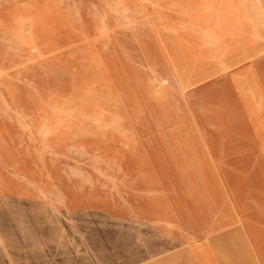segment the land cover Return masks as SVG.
<instances>
[{
	"label": "crops",
	"instance_id": "crops-1",
	"mask_svg": "<svg viewBox=\"0 0 264 264\" xmlns=\"http://www.w3.org/2000/svg\"><path fill=\"white\" fill-rule=\"evenodd\" d=\"M151 5L166 13L176 40L197 47L191 60L264 62V54L254 52L264 46V0ZM256 66L252 74L259 78ZM64 110L0 101L1 199L51 215L98 216L106 227L119 228L116 242L103 229L102 254L109 260L103 264H264V186L249 182L254 177L229 180L249 171L223 165L218 123L95 119ZM249 124L245 119L241 130ZM257 173L263 177L264 167ZM28 236L47 235L39 230ZM165 245L181 250L155 260L170 247Z\"/></svg>",
	"mask_w": 264,
	"mask_h": 264
},
{
	"label": "rangeland",
	"instance_id": "rangeland-1",
	"mask_svg": "<svg viewBox=\"0 0 264 264\" xmlns=\"http://www.w3.org/2000/svg\"><path fill=\"white\" fill-rule=\"evenodd\" d=\"M153 10L151 0H0V101L52 103L95 119L215 121L223 165L249 171L239 179L262 176L264 104L256 105L252 93L264 98V62L254 77L260 90L245 88V101L238 86L250 77L240 72H252L256 62L191 60L197 47L176 40L166 13ZM254 52L264 54V46ZM178 58L188 90L175 69ZM245 119L255 141L241 130ZM105 224L0 198V264H103V229L114 242L120 231ZM39 230L47 236H28ZM165 248L155 260L181 250Z\"/></svg>",
	"mask_w": 264,
	"mask_h": 264
},
{
	"label": "bare ground",
	"instance_id": "bare-ground-1",
	"mask_svg": "<svg viewBox=\"0 0 264 264\" xmlns=\"http://www.w3.org/2000/svg\"><path fill=\"white\" fill-rule=\"evenodd\" d=\"M190 19V18H189ZM189 19L186 21V22H188L189 21ZM130 29V28H129ZM135 31V30H134ZM145 37H147V36H145ZM147 41H148V39H147ZM139 48V47H138ZM128 53V52H127ZM130 54V53H129ZM179 59L180 58H178V61H176V66L175 67H177V68H175L176 69V71H178V72H180V71H182L181 73V76L183 77V82L181 83V87L183 88V89H186V90H188L189 89V86H188V79H187V74L185 73V70H184V68L182 67V69H181V66H178L179 64H182L181 62L182 61H179ZM134 62V61H133ZM248 70V69H247ZM247 70L246 71H244V72H247ZM252 70V69H251ZM254 74V73H253ZM252 74V72L250 73V72H248V75H249V77H250V81H248V83H245V82H243V81H241V84L238 86V87H241V89H242V91H244L243 92V98H244V100L245 101H249L250 99H251V97L250 96H248V94H247V91H246V89L245 88H249V86L250 87H252V89H255V90H260L259 89V87H260V85H259V83H258V81L256 80V82H257V85L255 84V80H254V77L252 76L253 75ZM256 78V77H255ZM149 80H151V79H149ZM150 82V81H149ZM170 82V81H169ZM172 82V81H171ZM170 82V83H171ZM238 82H240L239 80H238ZM237 83H235V85H236ZM239 84V83H238ZM167 85V84H166ZM157 86V85H156ZM160 86V85H159ZM153 87H155V86H153ZM157 88V87H156ZM158 89V88H157ZM161 89V88H160ZM240 89V88H239ZM174 90V89H173ZM254 90V91H255ZM231 96L233 95V93H234V89L232 88L229 92H228ZM253 93L255 94V96L253 95ZM252 93V100H253V102L254 103H256V105H260V106H262L263 104H264V98L260 95V93H261V91L259 92V93H257V91H255V92H253ZM177 95V94H176ZM171 98V97H170ZM180 98V97H179ZM174 100V99H173ZM259 106V107H260ZM176 108V107H175ZM182 110H184L183 108H182ZM185 111V110H184ZM183 112V111H182ZM201 113V112H200ZM201 115V114H200ZM237 115H239L238 113H237ZM193 116V115H192ZM213 116V119L214 120H216L217 118H218V116H217V114H215L214 113V115H212ZM240 116V115H239ZM234 118H237L236 117V115H234ZM244 121H242V123H243ZM112 127V126H111ZM244 131L247 133L248 131H249V129H248V126H246V125H244ZM38 134V133H37ZM88 135H89V133H88ZM153 137V136H152ZM223 146V145H222ZM222 148V147H221ZM70 149H72V148H70ZM84 154H85V152H84ZM74 155V154H73ZM83 155V154H82ZM88 156V155H87ZM211 156V155H210ZM89 157V156H88ZM64 158H66V157H64ZM68 160V159H67ZM71 160V159H70ZM74 162V161H73ZM262 164V163H261ZM262 167H264V166H262L261 165V168ZM68 168V167H67ZM120 169V168H119ZM71 170V169H70ZM75 170V169H74ZM73 170V172H76V171H74ZM77 170V169H76ZM110 170V169H109ZM100 171V170H99ZM86 172V171H85ZM67 174V173H66ZM74 174V173H73ZM78 174V173H77ZM81 174V173H80ZM65 175V174H64ZM75 175V174H74ZM82 177V176H81ZM87 177V176H86ZM105 177H107V176H105ZM109 177V176H108ZM89 179V178H88ZM108 180V179H107ZM229 180H231V181H233V182H239V181H243V180H239V179H236L235 177L234 178H231V179H229ZM88 181V180H87ZM89 181H90V179H89ZM111 182V181H110ZM249 182H251V183H254L255 185H259V186H264V175H263V177L262 176H259V177H254V178H252V179H250L249 180ZM85 183V182H84ZM90 183V182H89ZM112 184V183H111ZM114 184V183H113ZM112 184V185H113ZM91 185V184H90ZM115 185V184H114ZM92 187V186H91ZM90 187V188H91ZM79 190H81V189H79ZM91 191V190H90ZM129 191V190H128ZM183 193V192H182ZM115 194H116V192H115ZM175 194V193H174ZM63 196V195H62ZM54 197V196H53ZM65 197V196H64ZM185 197V196H184ZM187 197V196H186ZM54 198H58V197H54ZM121 198V197H120ZM59 199V198H58ZM119 199V198H118ZM123 203V202H122ZM126 205H127V203H126ZM129 207V206H128ZM131 209V208H130ZM131 211V210H130ZM133 215V214H132ZM218 223V222H217ZM219 224V223H218ZM76 226V225H75ZM167 226V225H166ZM170 227V226H169ZM175 227V226H174ZM173 227V228H174ZM178 227V226H177ZM172 229V228H171ZM183 229V228H182ZM180 230V229H179ZM188 230V229H187ZM188 232V231H187ZM192 237V236H191ZM192 239V238H191ZM195 239V238H194ZM142 241V240H141ZM141 243H143V242H141ZM95 258V257H94ZM99 264V263H98ZM189 264V263H188Z\"/></svg>",
	"mask_w": 264,
	"mask_h": 264
}]
</instances>
